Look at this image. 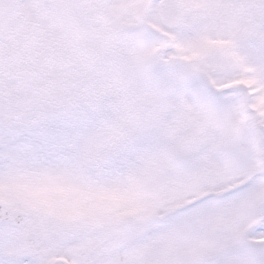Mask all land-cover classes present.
Wrapping results in <instances>:
<instances>
[{"label": "snow or ice", "instance_id": "obj_1", "mask_svg": "<svg viewBox=\"0 0 264 264\" xmlns=\"http://www.w3.org/2000/svg\"><path fill=\"white\" fill-rule=\"evenodd\" d=\"M0 264H264V0H0Z\"/></svg>", "mask_w": 264, "mask_h": 264}]
</instances>
